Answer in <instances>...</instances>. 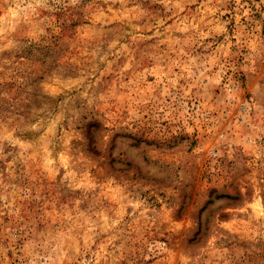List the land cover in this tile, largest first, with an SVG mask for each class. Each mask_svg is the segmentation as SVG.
<instances>
[{"label":"rangeland","instance_id":"obj_1","mask_svg":"<svg viewBox=\"0 0 264 264\" xmlns=\"http://www.w3.org/2000/svg\"><path fill=\"white\" fill-rule=\"evenodd\" d=\"M0 264H264V0H0Z\"/></svg>","mask_w":264,"mask_h":264}]
</instances>
